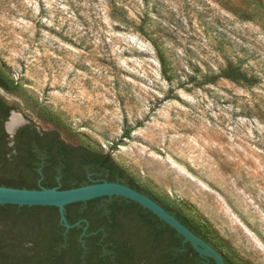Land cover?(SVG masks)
<instances>
[{
  "label": "rangeland",
  "instance_id": "374dc122",
  "mask_svg": "<svg viewBox=\"0 0 264 264\" xmlns=\"http://www.w3.org/2000/svg\"><path fill=\"white\" fill-rule=\"evenodd\" d=\"M0 69L11 111L264 264V0H0Z\"/></svg>",
  "mask_w": 264,
  "mask_h": 264
},
{
  "label": "trees",
  "instance_id": "16d2710c",
  "mask_svg": "<svg viewBox=\"0 0 264 264\" xmlns=\"http://www.w3.org/2000/svg\"><path fill=\"white\" fill-rule=\"evenodd\" d=\"M219 76L253 82L231 63ZM0 88H17L1 69ZM13 109L0 97V186L66 189L102 180L126 184L160 203L213 245L224 264H232L200 224L142 187L110 152L68 143L57 130L39 128L32 120L11 138L3 124ZM64 215L70 227L60 220L56 206L0 204V264H215L147 208L120 195L68 203Z\"/></svg>",
  "mask_w": 264,
  "mask_h": 264
},
{
  "label": "water",
  "instance_id": "95a60500",
  "mask_svg": "<svg viewBox=\"0 0 264 264\" xmlns=\"http://www.w3.org/2000/svg\"><path fill=\"white\" fill-rule=\"evenodd\" d=\"M13 115H17L19 117L20 123L9 130L8 124ZM27 122L28 121L24 119L21 114L11 111L7 120L3 124L4 130L12 138L16 130ZM112 195H120L139 203L176 230L183 237V241L189 242L192 248L200 256L213 259L215 264H224L222 255L217 251V249H215V247H213V245L195 234L156 200L126 184L102 180L66 189H58L56 187L26 189L0 186V204L8 203L17 205L56 206L60 214V220L66 227L71 226L67 223L64 215V206L66 204ZM222 254L229 258V254Z\"/></svg>",
  "mask_w": 264,
  "mask_h": 264
},
{
  "label": "bare ground",
  "instance_id": "6f19581e",
  "mask_svg": "<svg viewBox=\"0 0 264 264\" xmlns=\"http://www.w3.org/2000/svg\"><path fill=\"white\" fill-rule=\"evenodd\" d=\"M19 123H20V119H19V117H18L17 115H13V116L11 117V120H10L9 124H8V129L10 130V129L14 128V127L17 126Z\"/></svg>",
  "mask_w": 264,
  "mask_h": 264
}]
</instances>
